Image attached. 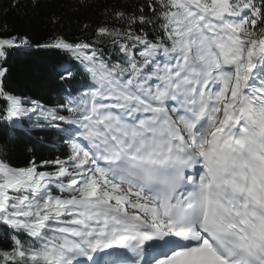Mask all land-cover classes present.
Here are the masks:
<instances>
[{
	"label": "snow or ice",
	"instance_id": "snow-or-ice-1",
	"mask_svg": "<svg viewBox=\"0 0 264 264\" xmlns=\"http://www.w3.org/2000/svg\"><path fill=\"white\" fill-rule=\"evenodd\" d=\"M136 11H114L121 27L95 42L37 45L91 81L56 108L6 90L8 57L30 43L0 23V264H264V0ZM26 127L55 132L64 158L14 165Z\"/></svg>",
	"mask_w": 264,
	"mask_h": 264
},
{
	"label": "trees",
	"instance_id": "trees-1",
	"mask_svg": "<svg viewBox=\"0 0 264 264\" xmlns=\"http://www.w3.org/2000/svg\"><path fill=\"white\" fill-rule=\"evenodd\" d=\"M14 0H0V23L6 22L13 34L26 37L30 46L12 50L5 65L6 90L17 95L39 101L48 108H56L68 99L69 90L74 95L86 91L91 82L78 61L69 53L54 48L37 45L52 42L62 37L68 42H95L97 29L121 27L122 22L112 13L116 10L135 12L146 0H19L18 7H10ZM144 11L147 13L148 9ZM135 27V25L133 26ZM105 39L101 45L106 56L117 61L119 56L111 42ZM67 63L77 76L72 81H61V66ZM61 111V110H60ZM67 115L66 111H61ZM11 144V162L25 166L29 159L41 160L64 158L66 146H61L55 132L41 129H28L16 132ZM43 137V140L38 139ZM0 142L8 141L7 130L0 125ZM28 148H32L29 152ZM51 170V169H49ZM10 241L0 235V248L7 247Z\"/></svg>",
	"mask_w": 264,
	"mask_h": 264
}]
</instances>
